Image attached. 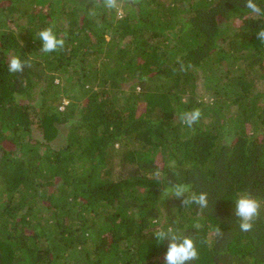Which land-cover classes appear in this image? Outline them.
Returning a JSON list of instances; mask_svg holds the SVG:
<instances>
[{"label":"trees","instance_id":"16d2710c","mask_svg":"<svg viewBox=\"0 0 264 264\" xmlns=\"http://www.w3.org/2000/svg\"><path fill=\"white\" fill-rule=\"evenodd\" d=\"M47 27L63 49L40 51ZM262 27L245 0H0V264H164L169 226L189 264H264V211L234 215L264 202Z\"/></svg>","mask_w":264,"mask_h":264},{"label":"clouds","instance_id":"9594fccd","mask_svg":"<svg viewBox=\"0 0 264 264\" xmlns=\"http://www.w3.org/2000/svg\"><path fill=\"white\" fill-rule=\"evenodd\" d=\"M103 5L108 9L120 7L121 0H102ZM245 7L252 14L264 17V8H261L254 0H245ZM39 41H41L40 51L52 53L63 49L65 40L57 35L52 27H47L39 31ZM256 39L264 41V27L256 31ZM26 62L18 56H12L8 61V71L11 73L23 72ZM201 117L199 108L185 112L181 115L182 123L192 127ZM155 176L159 177L160 172L156 171ZM190 185L172 184L163 189L162 196L173 197L180 200L183 206L195 204L203 211L208 207V194L205 192L191 193ZM235 201L234 215L237 218V226L241 232H250L255 222L261 217L264 211V202L257 199L248 192L239 194ZM217 234L220 230L217 229ZM156 241L168 242L167 251L164 256V264H189L198 259V250L191 236L182 235L178 229L169 226L167 229H160L154 233Z\"/></svg>","mask_w":264,"mask_h":264},{"label":"rangeland","instance_id":"374dc122","mask_svg":"<svg viewBox=\"0 0 264 264\" xmlns=\"http://www.w3.org/2000/svg\"><path fill=\"white\" fill-rule=\"evenodd\" d=\"M63 141V140H62Z\"/></svg>","mask_w":264,"mask_h":264}]
</instances>
